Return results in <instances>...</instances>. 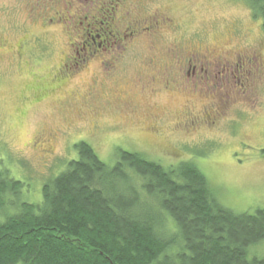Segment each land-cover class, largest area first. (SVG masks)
Returning a JSON list of instances; mask_svg holds the SVG:
<instances>
[{
	"label": "rangeland",
	"instance_id": "374dc122",
	"mask_svg": "<svg viewBox=\"0 0 264 264\" xmlns=\"http://www.w3.org/2000/svg\"><path fill=\"white\" fill-rule=\"evenodd\" d=\"M101 27L121 42L98 50ZM90 42L98 51L84 57ZM176 49L223 63L249 56L260 68L228 90L222 82L213 99L204 83L157 76L177 63ZM80 142L109 167L119 150L165 167L193 162L225 207L264 210L262 20L246 0H0V169L24 184L18 201L40 204ZM248 257H264V240Z\"/></svg>",
	"mask_w": 264,
	"mask_h": 264
},
{
	"label": "trees",
	"instance_id": "16d2710c",
	"mask_svg": "<svg viewBox=\"0 0 264 264\" xmlns=\"http://www.w3.org/2000/svg\"><path fill=\"white\" fill-rule=\"evenodd\" d=\"M246 1L264 28V0ZM76 150L40 204L19 202L24 184L0 169V264H264L248 257L264 210L225 207L193 162L119 150L109 167L89 143ZM164 213L177 233L164 232Z\"/></svg>",
	"mask_w": 264,
	"mask_h": 264
},
{
	"label": "flooded vegetation",
	"instance_id": "af4514ba",
	"mask_svg": "<svg viewBox=\"0 0 264 264\" xmlns=\"http://www.w3.org/2000/svg\"><path fill=\"white\" fill-rule=\"evenodd\" d=\"M105 26L103 22L100 23V26ZM112 21L107 26L111 27ZM136 29L132 28L131 36L134 37V35L139 34L137 31V27L139 26V23L135 24ZM103 29L101 27L102 31L99 36L100 39L103 40L102 43H100L97 46L98 50L106 51L108 48H111L112 45H117L119 42H121V39H119L120 32L115 34L113 31H109V28ZM153 28L148 29V31L152 32ZM115 34V35H114ZM125 35V34H124ZM112 38V40H111ZM125 38L127 36L125 35ZM95 44L93 42H90L86 45L83 44L82 50L84 52V57L86 55L89 56H95L96 51L95 50ZM175 58H176V64L174 67L171 66V69L167 67L163 72L159 71L157 72V76L167 78L168 84L174 83L175 85L178 84L179 80H182L183 78H186L188 81L191 79L194 82H201L204 83L209 90H214L213 93H211V97L217 98L218 93H215V90L217 88H220L219 86L222 85V82L226 84V90L229 82L231 79H236V76L240 78V82H242V79L246 82L249 80H253V77H251V68L254 67L255 69H259V63L257 62V59L250 58L249 56H245L242 59L239 58L236 62L226 61L223 63L222 61H216V60H210L207 55L201 53L200 51H196L193 53H186L181 49H176L175 51ZM85 62V58L83 59ZM166 67V66H165ZM164 67V68H165ZM67 68V67H66ZM76 70L80 68V65L76 63L75 66ZM155 69V66L151 69L153 71ZM174 71L175 74H172ZM156 74V73H155ZM156 82V81H155ZM201 93V92H200ZM207 110V109H206ZM209 110V109H208ZM211 110V109H210ZM209 110V111H210ZM216 116V115H215ZM218 116V115H217ZM194 118L187 120L185 123L179 124L180 126H189L193 124ZM195 127V125H194ZM192 127V128H194Z\"/></svg>",
	"mask_w": 264,
	"mask_h": 264
}]
</instances>
